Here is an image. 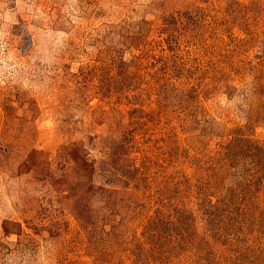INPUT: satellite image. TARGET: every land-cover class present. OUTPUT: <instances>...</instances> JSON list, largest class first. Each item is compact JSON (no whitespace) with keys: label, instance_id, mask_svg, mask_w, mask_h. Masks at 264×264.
Masks as SVG:
<instances>
[{"label":"rangeland","instance_id":"374dc122","mask_svg":"<svg viewBox=\"0 0 264 264\" xmlns=\"http://www.w3.org/2000/svg\"><path fill=\"white\" fill-rule=\"evenodd\" d=\"M0 264H264V0H0Z\"/></svg>","mask_w":264,"mask_h":264},{"label":"trees","instance_id":"16d2710c","mask_svg":"<svg viewBox=\"0 0 264 264\" xmlns=\"http://www.w3.org/2000/svg\"><path fill=\"white\" fill-rule=\"evenodd\" d=\"M194 238V237H193ZM188 241H191L190 239H188Z\"/></svg>","mask_w":264,"mask_h":264}]
</instances>
